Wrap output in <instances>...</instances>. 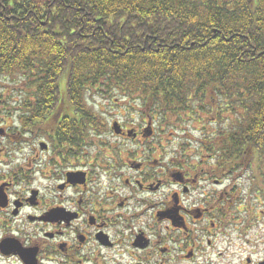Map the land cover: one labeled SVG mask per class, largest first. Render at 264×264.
Returning a JSON list of instances; mask_svg holds the SVG:
<instances>
[{
    "label": "flooded vegetation",
    "instance_id": "1",
    "mask_svg": "<svg viewBox=\"0 0 264 264\" xmlns=\"http://www.w3.org/2000/svg\"><path fill=\"white\" fill-rule=\"evenodd\" d=\"M29 86L21 104L0 87V264H264V190L207 150L215 130L187 158L132 99L86 119L71 90Z\"/></svg>",
    "mask_w": 264,
    "mask_h": 264
},
{
    "label": "trees",
    "instance_id": "2",
    "mask_svg": "<svg viewBox=\"0 0 264 264\" xmlns=\"http://www.w3.org/2000/svg\"><path fill=\"white\" fill-rule=\"evenodd\" d=\"M0 75L17 104L71 90L86 119L87 97L116 94L177 123L205 113L207 150L264 190V0H0Z\"/></svg>",
    "mask_w": 264,
    "mask_h": 264
},
{
    "label": "rangeland",
    "instance_id": "3",
    "mask_svg": "<svg viewBox=\"0 0 264 264\" xmlns=\"http://www.w3.org/2000/svg\"><path fill=\"white\" fill-rule=\"evenodd\" d=\"M0 87L6 88L7 84H2L0 82ZM118 93V92H116ZM119 94H116V96H113L112 98H109V101H106L104 98L98 99L95 98L94 100H92L91 97H87L86 99V103L88 106V109L90 111L93 112V114H95L97 117L100 116L101 114L99 113L100 111L97 110L98 108L101 110H105L108 113H112V112H117V109H121L118 107H113V108H109L106 107L109 103L112 104H123L124 100H120V97L117 96ZM91 104H96L98 105L97 108H95V106H91ZM139 104L136 105V107H138ZM201 117L203 118V121L198 120L197 116L194 114H190L189 113V117H186V121L183 122H179L174 119V117L172 116H168L167 118H169L173 124H163L161 122L158 121V126L161 127L162 124L164 125V127L167 129L166 130V134H168L169 132H172L173 135L169 136L170 140L169 143L165 145V150L169 151V152H173V151H181L183 152V154L189 158L192 157L194 153L200 151V147L198 145V141L201 139V137L203 136V134H206L207 132H212L215 128H217V126L215 128H213L211 125H208V118H205L206 115L205 113L202 115ZM194 118V120H191V118ZM118 119V118H117ZM162 120V119H161ZM218 122L221 121H217ZM177 124V125H174ZM206 130V131H205ZM195 160L192 159V162H194ZM257 174V173H256ZM255 175V174H254ZM246 176H249L250 178V172L249 171H241L237 173V177H239V182L238 184H246ZM241 177V178H240ZM244 182H241V181ZM246 191V190H244ZM254 195L256 193V190L254 189L253 191ZM261 208V207H259ZM262 209V208H261Z\"/></svg>",
    "mask_w": 264,
    "mask_h": 264
}]
</instances>
